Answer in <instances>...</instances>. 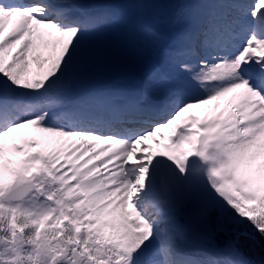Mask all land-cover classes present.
Segmentation results:
<instances>
[{
	"label": "snow or ice",
	"instance_id": "6c2138e0",
	"mask_svg": "<svg viewBox=\"0 0 264 264\" xmlns=\"http://www.w3.org/2000/svg\"><path fill=\"white\" fill-rule=\"evenodd\" d=\"M159 7L0 0V264H264V0Z\"/></svg>",
	"mask_w": 264,
	"mask_h": 264
},
{
	"label": "rangeland",
	"instance_id": "374dc122",
	"mask_svg": "<svg viewBox=\"0 0 264 264\" xmlns=\"http://www.w3.org/2000/svg\"><path fill=\"white\" fill-rule=\"evenodd\" d=\"M191 1L193 5L203 2V0ZM118 3H120V0L110 1L106 4ZM170 9L172 12H165L164 16L159 15L160 11H157L156 9L154 11L158 18L170 19L175 17V12L176 10H179V5L174 2L170 5ZM190 11L191 12L189 15L191 16L195 15L200 10L192 7ZM179 26H185L186 28L188 25L186 26V24H181ZM96 39L98 42L110 46V55L93 66L91 70V75L94 77L91 80L92 83L101 87L114 82L128 84L131 81V75H142L146 71L148 67L147 63L137 60V53L132 50L131 46H127L123 43V35L119 30H102L97 34ZM141 43L144 45L143 41ZM149 50H155L159 53V46H152L149 48ZM157 139H159V137H157ZM163 142L164 141H161V143ZM153 146H155V144Z\"/></svg>",
	"mask_w": 264,
	"mask_h": 264
},
{
	"label": "trees",
	"instance_id": "16d2710c",
	"mask_svg": "<svg viewBox=\"0 0 264 264\" xmlns=\"http://www.w3.org/2000/svg\"><path fill=\"white\" fill-rule=\"evenodd\" d=\"M170 0H157L158 3L161 4V6H164L165 8L168 6V2ZM176 3L179 4V12L181 11V9L184 10V6L190 2V0H175ZM180 28V27H179ZM177 29V28H174ZM261 255H264V253H260Z\"/></svg>",
	"mask_w": 264,
	"mask_h": 264
},
{
	"label": "bare ground",
	"instance_id": "6f19581e",
	"mask_svg": "<svg viewBox=\"0 0 264 264\" xmlns=\"http://www.w3.org/2000/svg\"><path fill=\"white\" fill-rule=\"evenodd\" d=\"M131 73H132V72H131ZM131 73H130V74H131ZM123 74H124V73H123ZM124 77H125V76H124ZM92 78H94V77H92ZM113 78H114V77H113ZM117 78H118V77H117ZM120 78H121V77H120ZM118 80H119V79H118Z\"/></svg>",
	"mask_w": 264,
	"mask_h": 264
},
{
	"label": "water",
	"instance_id": "95a60500",
	"mask_svg": "<svg viewBox=\"0 0 264 264\" xmlns=\"http://www.w3.org/2000/svg\"><path fill=\"white\" fill-rule=\"evenodd\" d=\"M100 1L105 2V1H107V0H100Z\"/></svg>",
	"mask_w": 264,
	"mask_h": 264
}]
</instances>
